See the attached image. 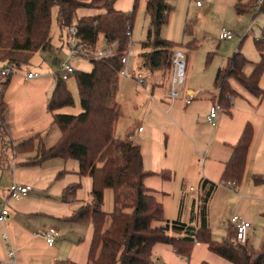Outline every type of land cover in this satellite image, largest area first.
Masks as SVG:
<instances>
[{"label": "rangeland", "instance_id": "rangeland-1", "mask_svg": "<svg viewBox=\"0 0 264 264\" xmlns=\"http://www.w3.org/2000/svg\"><path fill=\"white\" fill-rule=\"evenodd\" d=\"M168 1L174 10L163 27L161 36L176 43L175 51L182 49L187 59L185 83L178 86L180 96L175 98L178 117L173 111L172 117L184 118L186 122H189L186 127L188 137L183 136L185 133L182 134L180 129L169 126V122L162 123V114L153 121L150 117H143V107L146 105V99L143 97L144 90L152 92V87L155 85L156 96H166L167 103L168 98L170 102V100L173 101V97L169 95L170 83L167 82V77L172 76L171 70L165 74L158 71V79H156L153 76V70L141 67L139 53L142 49L141 43L146 40L150 18L145 9L146 0H139L130 36L132 42L128 49L131 54L129 64L137 72L141 71L144 74L146 89L131 77H120L122 89L116 98L119 101L122 117L116 127V138L124 141L131 134L134 141L141 144L144 167L146 171L153 173L147 176L145 183L153 189L158 200L163 202L167 219L178 218L183 213L186 221L194 224L192 216L190 215V220L188 216L192 208V200L198 198V181H194L196 175L193 174L203 173V169L207 166L211 180L221 184L211 205L215 229L219 230L215 232L216 235H213L214 238L223 240L229 237L231 231L235 232L234 224L230 223L234 216L251 222L253 228L258 229V234L261 235L264 232V97L253 95L235 76H230L231 87L235 90V94L231 95L229 108L231 112L219 108V116L216 117L214 126L207 122L205 116L200 118L197 108H190L192 105L185 104L184 95L188 87H193L198 92L208 91L213 94L212 98L217 95L219 90L216 86L206 87L204 83L206 80L207 82L212 80L214 72L220 67H225L228 59L235 52L242 51L248 60L244 65V74L250 75L253 72L254 63L260 59L256 39L261 37L264 28V12L258 4H254V7L245 11H239L237 6L239 2L247 5L252 0H202L201 5H197V0ZM124 2L129 6L127 12L132 11L134 0H124ZM52 12L51 48L35 52L29 63L15 69L6 89L5 99L10 107L8 121L11 126L9 131L12 142L32 138L34 147L30 145L29 148L16 153L11 144L3 145L2 141H9V139L7 133L2 131L0 191L1 189L9 190L14 183L27 184L33 189L32 196L29 194L22 199L10 196L7 200L14 214L25 213L31 216L24 218L27 224L11 222L12 227L8 226L6 231L10 238L14 239L12 236L14 234L18 239L23 240L30 234L31 237L35 236L41 241L44 240L46 247L52 250V254L59 260L70 258L80 264H88L94 236L93 225L91 222L76 223L67 217L72 214L75 204L92 203V177L87 174L78 175L73 169L78 162L71 158L50 157L36 165L30 164L35 161L42 143L46 148H50L61 137V130L54 123L51 112L48 111V99L55 88L57 74L60 77L63 74L62 63L69 61L77 72H91L93 67L89 55L69 56L68 27L59 24L57 6H54ZM186 23H190L192 27L190 36L184 31ZM223 29L231 31L234 38L222 39L220 32ZM194 39L196 47H187V43ZM101 42L97 47H101ZM209 54L212 56L207 62ZM30 72H38L40 75L29 79L27 75ZM260 80V86L264 90V72ZM155 81L158 84H152ZM66 84L73 93L75 103L66 105L58 111L79 114L83 108L76 75H70ZM212 98L208 94L202 95L195 99V107H203L206 100H209L212 106ZM218 101V99L215 100V103ZM156 110L161 111L160 108ZM246 122L253 126V142L248 152L242 181L232 189L227 183H225L227 185L221 183L223 164L219 163V159L225 156L226 152L222 142L228 140V134L234 129H242ZM139 125L145 130L138 131ZM152 126L161 129V157L173 165L169 168L172 172L170 179L155 174L151 170L157 156L156 143L151 132ZM210 155H214V159H211ZM71 182L80 183V187L75 200L65 203L61 197L64 188ZM103 204L106 212L113 211L115 203L112 188L106 190ZM52 226L59 229L61 236L55 245L50 247L42 231L45 227ZM171 233L175 234V232ZM234 241L236 242V239ZM5 242L4 237L0 236L1 255L6 254ZM193 246L190 255L186 257L177 253L173 246L166 242L157 241L153 246V261L155 264H232L218 253H214L205 242H195ZM40 249L47 251L42 243ZM0 259H2L1 256Z\"/></svg>", "mask_w": 264, "mask_h": 264}, {"label": "trees", "instance_id": "trees-1", "mask_svg": "<svg viewBox=\"0 0 264 264\" xmlns=\"http://www.w3.org/2000/svg\"><path fill=\"white\" fill-rule=\"evenodd\" d=\"M118 1L0 0V137L6 132L9 139L2 141L3 145L11 144L16 153L33 146L32 138L12 142L8 121L10 107L5 93L15 69L29 63L35 52L51 48L52 11L57 6L59 24L66 28L78 26L79 36L90 49L97 47L100 36L106 43L118 42L115 55L91 57V72L75 71L83 108L79 114L58 111L66 105H73L75 100L66 84L67 79L57 74L55 88L48 99V111L61 130V137L50 148L42 143L35 161L30 163L36 165L50 157L71 158L79 162L78 175L92 177V203H81L67 217L76 223L91 222L93 225L88 264H155L153 246L157 241L166 242L186 257L195 242H205L214 253L232 264H264V240L260 250L255 251L251 246H241L232 239L214 238L209 226L208 207L220 183L205 178L201 180L202 193L191 214L194 224L181 218L167 219L163 202L145 183L151 172L144 167L141 144L135 142L131 134L124 141L117 140L115 128L121 114L116 96L120 86L121 59L132 42L127 35V26L133 23L139 0L134 1L133 10L129 12L117 8ZM259 1L252 0L247 5L239 2L237 6L239 11H245L258 4L264 12V0L262 3ZM80 9L94 13L80 16ZM145 9L150 25L146 40L141 43V67L167 73L172 70V57L177 44L161 37V29L174 8L168 0H146ZM184 31L186 35H192L190 23H186ZM256 46L260 59L254 63L250 75L244 74V65L248 60L242 51L235 52L225 67L218 69L215 85L219 89L218 102L223 109L229 110L231 95L235 94L230 76H235L253 95L264 97L260 86L264 72V28L261 37L256 39ZM187 47H196V40L187 43ZM211 56L208 55L207 62ZM4 68H9L10 73H2ZM253 134V126L246 123L224 167L221 183L232 181L238 185L242 181ZM161 175L166 179L171 177V174ZM78 187L80 183H69L64 188L62 201L73 202ZM111 188L114 190L115 206L108 213L103 208V202L106 190ZM54 264L80 263L68 258L55 260Z\"/></svg>", "mask_w": 264, "mask_h": 264}, {"label": "crops", "instance_id": "crops-1", "mask_svg": "<svg viewBox=\"0 0 264 264\" xmlns=\"http://www.w3.org/2000/svg\"><path fill=\"white\" fill-rule=\"evenodd\" d=\"M135 1V0H134ZM116 6H117V8H121L122 10H125V11H127V7H129L125 2H124V0H119L117 3H116ZM125 7V8H124ZM174 10V9H173ZM173 10H172V12H173ZM79 11V15L81 16V15H90L93 11H87V10H85V9H80V10H78ZM171 12V13H172ZM94 13V12H93ZM171 15V14H170ZM170 17V16H169ZM133 24V23H132ZM134 25V24H133ZM166 25V24H165ZM164 25V26H165ZM163 26V27H164ZM133 27V26H132ZM163 27H162V29H163ZM162 29H161V31H162ZM101 38H99V42H101V47H103V46H105V44H106V42H105V40H104V38H103V36H100ZM162 37V36H161ZM166 39V38H165ZM167 39H169V38H167ZM171 40V39H170ZM97 46H100V45H97ZM69 47V46H68ZM130 47V46H129ZM129 47H128V49H129ZM128 49H127V51L126 52H128V54H129V51H128ZM130 59H131V54H130V58H129V63H130ZM140 62H141V59H140ZM130 65V64H129ZM132 68V67H131ZM221 68V67H220ZM133 69V68H132ZM146 69V68H145ZM147 70H149V69H147ZM133 71H134V76L135 75H137V73L138 72H141V71H136L135 69H133ZM151 71V70H150ZM160 72V73H163L164 71H162V70H158V69H155V70H153L152 72H154V77L156 78V79H158L157 77H158V74L159 73H157V72ZM172 76L171 77H167V82L168 83H170V90H169V95H170V97H171V89H172V85H173V83H172V78H173V75H174V72H175V68L173 67V65H172ZM217 71L218 70H216L215 72H214V76H213V78H212V80H210V81H208L207 82V80L205 81V85H206V87H209V86H212V85H214V86H216L215 85V83H216V81H215V77H216V74H217ZM32 73V72H31ZM163 74H165V72L163 73ZM121 77V76H120ZM33 79V78H32ZM134 80V79H133ZM146 80V79H145ZM135 81V80H134ZM119 84H120V82H119ZM152 84H158L157 83V81H155V82H153ZM169 87V86H168ZM121 89H122V85L120 84V86H119V89H118V93H121ZM145 89H146V87H145ZM177 91H178V96L177 97H179L180 96V91L178 90V87H177V89H176ZM219 90V89H218ZM155 92H156V89H155V85H153V87H152V92H150V90L149 91H147V89L146 90H144V92H143V97L146 99V105L143 107V113H144V115H143V117H150V120H155V119H157V118H159V116H160V114H162L163 115V118H162V123L163 122H169L170 124H169V126H172V127H176V128H178V129H180V131H181V133L183 134V132L185 133V135L183 134V136H186V137H188V132H187V130H186V127H188V125H189V122H186L185 121V119L183 118H180V119H176L175 117H172V111L174 112V114L175 115H177V117H178V111H177V99L175 100V99H173V101H171L170 100V102H169V98H168V103H167V98H166V96H161V95H159V96H156V94H155ZM117 93V95H119ZM203 93V94H202ZM191 94H195V98L190 102V103H188L187 102V99L189 98L188 96H190ZM204 94H208L211 98H212V96H213V94H211V93H208V91H205V92H203V91H201V92H198V90H196L195 88H193V87H188V88H186V90H185V95H184V99H185V104L188 106H191L192 105V107H190V108H197V112L199 113V115H200V118L202 117V116H205V118L207 119V122H209L208 121V116H209V112H211V111H209L211 108L210 107H212V106H210V102H209V100H206V102H205V105H203V107H201V106H198V107H195V99H197V98H199V97H201L202 95H204ZM219 95V93L217 94V95H215L213 98H212V103L214 104L215 103V100H217L218 99V96ZM117 97V96H116ZM117 99V98H116ZM118 100V99H117ZM158 108H160L161 109V111H159V110H156V109H158ZM189 108V109H190ZM210 108V109H209ZM203 109V110H202ZM223 109V108H222ZM202 110V111H201ZM223 110H225V111H230V110H226V109H223ZM231 112V111H230ZM219 115L217 114V116L216 117H218ZM222 116V115H221ZM122 116H120L119 117V120H118V122L120 121V118H121ZM221 118V117H220ZM216 121V120H215ZM118 122H117V124H116V127H117V125H118ZM162 123L160 124V125H162ZM246 123H248V122H246ZM246 123H244L243 124V127H242V129H240V128H236V129H234L233 130V132L232 133H229L228 134V136H227V139L228 140H225L224 142H222L223 143V145H224V147H225V150L224 151H226L225 152V156H223L222 158H220L219 159V163L220 164H223V167H222V172H224V167H225V165H226V163L229 161V159H230V157H231V153H232V150H233V146H234V144H236L237 142H238V139H239V137H240V135L242 134V132H243V129H244V127L246 126ZM216 125V122H215V124H214V126ZM139 126H141V125H139ZM168 126V127H169ZM144 128V127H143ZM152 129H151V132H152V134H153V138H154V143H156V150H157V156H155V159H154V162H153V165H152V167H151V170H152V172H155V174H159V175H161L162 173H165V174H170V173H172V172H170L169 171V168H171V167H173V165H172V163L171 162H168V160H165V158H163V157H161V149H160V138H161V129H159V128H157V127H155V126H152L151 127ZM190 128V127H189ZM116 129V128H115ZM143 130H145V128L143 129ZM142 130V131H143ZM116 132H117V129H116ZM254 135V134H253ZM130 136V135H129ZM253 139V138H252ZM228 141V142H227ZM253 142V141H252ZM228 143V145H225V144H227ZM252 144V143H251ZM251 146V145H250ZM250 149V148H249ZM248 152H249V150H248ZM247 155H248V153H247ZM211 156V159H214V155H210ZM74 160V159H73ZM77 161V160H76ZM247 161H248V156H247ZM78 162V161H77ZM246 164H247V162H246ZM74 171L75 172H77L78 171V169H79V162L77 163V165H74ZM203 173H201V172H199V174H196V172L193 174L195 177H194V181L195 182H197L198 181V186H199V188H198V198L197 199H193L192 201H193V204H192V208H191V210L189 211V214H188V216H189V220H190V218H191V214H192V210H193V207H194V205H195V203H196V201H198L199 200V197H200V195H201V193H202V186H200V184H201V180L202 179H209L210 181H212L211 180V178L209 177V175H208V171H207V166L203 169ZM151 174H153V173H151ZM154 174V175H155ZM173 176V175H172ZM163 177V176H162ZM214 182V181H213ZM225 185H227V184H225ZM239 185V184H238ZM238 185H235L234 187H230V188H232V189H234V188H236V186H238ZM220 186H221V184L216 188V190H215V192L213 193V195H212V197H211V199L209 200L210 201V203H209V207H208V215H209V226H210V229L211 230H213V235H216V233H217V231H219V230H216L215 229V223H214V218H213V215H212V210H211V205H212V199L214 198V195H215V193H216V191L218 190V188H220ZM33 190V189H32ZM192 190H194V189H192ZM230 192L232 193V194H234L233 193V191H231L230 190ZM32 192H30V193H28L26 196H28L29 194H31ZM33 194H31V196H32ZM10 197V191H6V190H3V189H1V191H0V199H3V200H5V201H7L8 200V198ZM25 197V196H24ZM23 198V197H22ZM199 202V201H198ZM74 205V204H73ZM81 204H78V205H74V207L75 208H73L74 210L76 209V208H78L79 206H80ZM181 206V205H180ZM182 206H183V202H182ZM10 210H11V208H10ZM165 212H166V210H165ZM42 214H45V213H43L42 212ZM26 217H31V216H29V215H27V214H25V213H22V214H14L12 211H10V215L7 217V219L6 220H4V222H0V236H3L4 237V239H5V243H6V245H5V251H6V254H4V255H1V250H0V256H1V258L2 259H0V261H1V264H54V261L55 260H58V257H55V255L54 254H52V250H50V249H48L46 246V243L44 242V240L43 241H41L40 239H38L37 237H31V235L29 234V235H27V239H23V240H21V238H19L18 239V237L16 236V235H12V236H14V239H12V238H10V236H8L7 235V233H6V231H7V227L8 226H10V227H12V225H11V222H16V221H18V222H20L21 223V225L22 224H27V222L26 221H24V218H26ZM33 217V216H32ZM178 218H181L183 221H185L186 222V217L183 215V213L182 214H180L179 215V217ZM176 219V218H175ZM9 220V221H8ZM30 222V221H29ZM31 223V222H30ZM230 223H232L231 221H230ZM233 224V223H232ZM214 228V229H213ZM235 230V229H234ZM216 232V233H215ZM5 236L7 237V238H5ZM222 238H224V237H222ZM228 239H232V240H234L235 239V232H233V231H231V233H230V235H229V237H228ZM264 240V232L263 233H261V235L260 234H258V229H256V228H253V226H252V223H251V226L249 227V234H248V239H247V242L246 243H248L247 245H249V246H251V248H253L255 251H258V250H260V248H261V242ZM43 244L44 245V247H45V250H47L46 252H44L43 250H41L40 249V244ZM260 243V244H259ZM2 248V247H1ZM13 249L14 251H15V255H14V257L13 258H11L10 256H9V254H8V250L9 249ZM16 256H18V259H16ZM17 260H19V262L17 261Z\"/></svg>", "mask_w": 264, "mask_h": 264}, {"label": "built area", "instance_id": "built-area-1", "mask_svg": "<svg viewBox=\"0 0 264 264\" xmlns=\"http://www.w3.org/2000/svg\"><path fill=\"white\" fill-rule=\"evenodd\" d=\"M197 5L202 4V0H197ZM262 3V0L259 1V3ZM132 24L128 23L127 26V35L130 37L131 36V31H132ZM79 28L78 26L75 25H70L68 27V36H67V41L69 44V56L70 57H75L77 55H89V56H94L97 58H103L111 55H115V53L118 50V42H107L105 46L103 47H96L90 49L87 47L82 40V38L79 36ZM220 37L222 39H233V33L227 29H223L220 32ZM129 58L130 54L128 52H125L122 55V71L120 75L122 76H128L133 78L136 82L141 84L143 87L146 85V80L145 76L142 72H138L137 75L134 76V71L129 65ZM172 65L175 68V72L172 78V89H171V97L173 99L178 96V91L176 90L178 86H181L185 80V74L187 70V59H186V54L183 52V50H176L174 51L173 57H172ZM61 71H63L62 77L65 79H68L70 75L75 73L74 67L71 65L69 61H64L61 66ZM2 73L8 74L10 73L9 68H4ZM40 75L38 72H33V73H28L27 77L29 79H32L35 76ZM189 98L187 99V102L190 103L194 98L195 94H191L188 96ZM219 108H222L221 104L219 102L214 103L210 109V114L207 117L208 121L211 125L215 124L216 116L218 114ZM138 131H142L143 128L142 126L138 127ZM132 137V135H131ZM229 187H234V183L230 181L227 183ZM32 190V187L27 184H17L14 183L9 187L10 191V196L22 199V197L26 196L28 193H30ZM10 206L8 205V202L0 199V222H4V220L7 219V217L10 215ZM231 222L235 226V239H236V244H240L241 246L245 245L248 239V234H249V227L251 226V222L242 219L239 216H234L231 219ZM42 235H44L47 244L50 247H53L55 243L57 242L58 238L61 236V233L59 229L55 226L52 227H45L42 231ZM5 238H7L5 236ZM8 254L11 258L14 257L15 251L11 248L8 250Z\"/></svg>", "mask_w": 264, "mask_h": 264}]
</instances>
